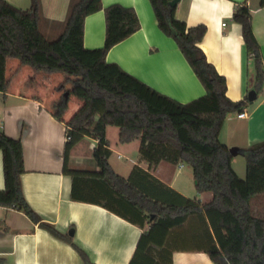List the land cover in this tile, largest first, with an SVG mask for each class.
<instances>
[{"label":"trees","instance_id":"trees-1","mask_svg":"<svg viewBox=\"0 0 264 264\" xmlns=\"http://www.w3.org/2000/svg\"><path fill=\"white\" fill-rule=\"evenodd\" d=\"M172 0H150L159 28L173 38L193 69L206 94L189 103H180L151 88L118 64L107 61L117 44L141 29L133 8L120 4L104 7L102 0H71L62 32L48 38L41 0H31L27 10L0 0V92H7V61L17 59L36 73H61L66 83L80 87L88 96L84 105L66 123L64 174L72 178L73 201L100 205L144 229L138 251L161 248L171 229L190 215L201 214L212 229L209 254L242 257L244 264H264V218L252 213L250 201L264 197V141L239 149L246 160V177L232 167L230 148L220 141L227 117L241 113L247 99L232 101L227 96V80L211 64L199 44L205 25L188 27L175 18ZM264 7V0H261ZM104 11L106 37L102 48L84 46L86 18ZM233 21L242 27L243 39L256 72L255 90L264 86V64L254 35L252 15L246 3L237 5ZM119 128V143L140 141V158L155 169L161 162L187 163L193 169L199 193L210 192L213 199L204 205L186 199L182 205L163 203L142 190L133 174L125 178L111 166L107 129ZM85 137L98 141L93 150L97 171L69 169L71 150ZM5 189L0 190V206L23 212L33 223L54 237L68 242L85 264H94L73 237L58 231L27 202L15 149L0 130ZM2 264V263H0Z\"/></svg>","mask_w":264,"mask_h":264},{"label":"crops","instance_id":"crops-1","mask_svg":"<svg viewBox=\"0 0 264 264\" xmlns=\"http://www.w3.org/2000/svg\"><path fill=\"white\" fill-rule=\"evenodd\" d=\"M6 1L22 10L31 7V0ZM41 2L44 17L41 28L48 38H55L63 30L71 0ZM102 3L104 7L120 4L133 8L141 24L138 32L109 51L108 62L118 64L151 88L180 103H189L206 94L175 40L159 28L150 0H102ZM244 3L252 15L253 32L264 64V7L261 0H179L175 6L177 20L185 22L188 27L206 26L207 32L199 46L207 60L226 78L227 96L232 101L247 99L246 116L239 118L240 113L229 115L219 137L230 149L235 147L238 150L264 141V86L260 91L255 90L254 63L249 58L242 27L233 21L237 5ZM105 37L104 11L89 15L85 20L84 46L102 48ZM40 75L52 74L36 73L31 67L22 66L17 59L7 61L6 78L10 85L7 92H0V130L15 149L27 202L43 219L65 235L71 236L69 233L73 232L74 242L94 264H244L242 257L207 253L213 244V234L201 214L190 215L182 225L171 229L163 247L142 248L137 253L140 238L148 231L149 225L142 229L100 205L73 201L72 178L64 174V154L66 123L77 110L49 106L50 97L56 96L49 94L48 90L39 94L41 83L36 79ZM251 91L257 92L252 103L248 98ZM81 97L85 103L88 96L82 93ZM108 130L109 127L107 139ZM108 141L113 156L115 151ZM83 143L88 145V151L78 152ZM97 144L92 137H85L77 144L70 152L69 169L99 170L93 159ZM130 145H135L137 152L127 165L126 174L116 170L111 157L109 162L125 178L130 177L136 168L134 181L154 199L172 205H182L190 199L201 206L213 199L212 193L196 190L194 174L181 172L183 163L173 165L163 161L155 169H149V164L140 158L139 140L120 143L116 150L119 158L129 154L127 147ZM237 156H233L232 167L240 178H245L246 168L243 170ZM177 166L179 174H176ZM192 187L195 194L190 196ZM4 189L0 150V190ZM250 206L255 216L264 218V197L260 196L255 205L250 203ZM0 263L85 264L68 242L54 237L23 212L1 206Z\"/></svg>","mask_w":264,"mask_h":264},{"label":"rangeland","instance_id":"rangeland-1","mask_svg":"<svg viewBox=\"0 0 264 264\" xmlns=\"http://www.w3.org/2000/svg\"><path fill=\"white\" fill-rule=\"evenodd\" d=\"M56 38V37H55ZM55 38H50V39H55ZM10 67H13L11 65ZM12 69H10L9 72H11ZM37 82L39 81L41 83V86L38 87L39 89V94H43L45 90H48V93L52 94V96L56 97H50L51 99L47 102L49 106L54 107L55 109L57 108H62L65 106V108L68 107L70 110H79L83 106V98L81 97V94L85 93L80 87L74 86L72 83H66V77L60 73H54L51 76H45V75H40L37 77ZM69 93V96L66 98V93ZM54 98V99H53ZM109 134H108V139L110 140V145L114 149V154L111 156V162L115 166L116 170L119 173H127L125 172L127 170V165L130 163L132 159H134L136 150H135V145H130L128 146V153L125 156H121L119 158L118 153L116 152L118 146H120L119 140H118V133L119 130L117 127H109ZM79 151H88V145L86 143H83L79 147ZM134 155V156H133ZM88 158L89 156H81ZM92 157V156H91ZM238 160L241 161L243 170L246 168L245 166V158L242 155L237 156ZM183 174H191L193 176V169L190 165L187 163H183ZM89 169V168H88ZM176 174H179V168L178 166L176 167ZM244 179V178H242ZM190 196H193L195 194V191L192 187V189L189 192ZM257 198H260V196H255L253 197V200L250 202L251 205H255V200ZM257 215V214H256Z\"/></svg>","mask_w":264,"mask_h":264},{"label":"water","instance_id":"water-1","mask_svg":"<svg viewBox=\"0 0 264 264\" xmlns=\"http://www.w3.org/2000/svg\"><path fill=\"white\" fill-rule=\"evenodd\" d=\"M179 0H172L171 2H170V5L172 6V7H175L176 6V4H177V2H178ZM66 98L69 96V93L67 92L66 93ZM248 98H249V101L252 103L256 98H257V92L256 91H251L250 93H249V95H248ZM230 153L233 155V156H237L238 154H239V150H238V148H231L230 149ZM71 236L73 235V232H70L69 233Z\"/></svg>","mask_w":264,"mask_h":264},{"label":"built area","instance_id":"built-area-1","mask_svg":"<svg viewBox=\"0 0 264 264\" xmlns=\"http://www.w3.org/2000/svg\"><path fill=\"white\" fill-rule=\"evenodd\" d=\"M246 116V112L244 111V112H242V113H240V114H238V117L239 118H243V117H245Z\"/></svg>","mask_w":264,"mask_h":264}]
</instances>
